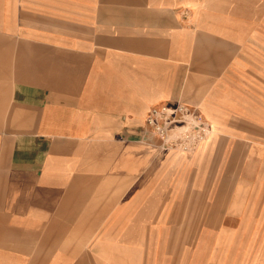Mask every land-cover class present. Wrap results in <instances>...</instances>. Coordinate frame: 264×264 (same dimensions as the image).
I'll list each match as a JSON object with an SVG mask.
<instances>
[{"label":"crops","instance_id":"0c3cea01","mask_svg":"<svg viewBox=\"0 0 264 264\" xmlns=\"http://www.w3.org/2000/svg\"><path fill=\"white\" fill-rule=\"evenodd\" d=\"M263 17L264 0H0V264H120L112 216H199V196L204 216H264ZM177 104L210 128L203 163L147 125Z\"/></svg>","mask_w":264,"mask_h":264},{"label":"rangeland","instance_id":"374dc122","mask_svg":"<svg viewBox=\"0 0 264 264\" xmlns=\"http://www.w3.org/2000/svg\"><path fill=\"white\" fill-rule=\"evenodd\" d=\"M191 122L187 118L186 124L173 126L172 138L185 131L186 136L192 134ZM184 125L187 130L180 131L178 127ZM206 143L203 140L197 149ZM170 150L180 160L182 156L186 161L192 157L204 162V156L197 157V151ZM202 168L199 183L205 179V166ZM186 193L187 190H182V202ZM198 201L199 216L183 213L188 209L183 204L177 205L182 212L180 216H112L117 230H110L116 237L109 244L117 246L116 259L120 264H264V216H204L205 197L199 196ZM107 224H111L110 219L102 225V243L110 239L105 235ZM101 258L100 264H111Z\"/></svg>","mask_w":264,"mask_h":264},{"label":"built area","instance_id":"2783aa9c","mask_svg":"<svg viewBox=\"0 0 264 264\" xmlns=\"http://www.w3.org/2000/svg\"><path fill=\"white\" fill-rule=\"evenodd\" d=\"M187 118H191L192 122L190 125L194 126L193 133L191 134L189 132V136H186L187 131H185L181 136L172 138L171 128L173 126L177 128L179 123L186 124ZM147 121V125L151 132L157 137H160L159 139L161 140V146L163 148L179 150V152L196 153L198 150L197 146L203 140H209L211 133L210 128L195 112L180 104L174 106L166 105L152 109ZM186 126L178 127V129L180 131L187 130Z\"/></svg>","mask_w":264,"mask_h":264}]
</instances>
